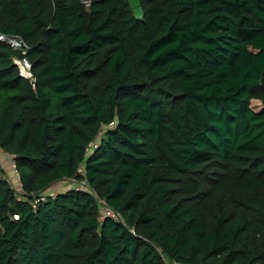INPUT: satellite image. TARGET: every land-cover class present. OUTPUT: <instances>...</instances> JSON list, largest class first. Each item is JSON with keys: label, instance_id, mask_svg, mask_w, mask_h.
I'll return each mask as SVG.
<instances>
[{"label": "trees", "instance_id": "1", "mask_svg": "<svg viewBox=\"0 0 264 264\" xmlns=\"http://www.w3.org/2000/svg\"><path fill=\"white\" fill-rule=\"evenodd\" d=\"M138 1L0 0V264H264V0Z\"/></svg>", "mask_w": 264, "mask_h": 264}, {"label": "rangeland", "instance_id": "2", "mask_svg": "<svg viewBox=\"0 0 264 264\" xmlns=\"http://www.w3.org/2000/svg\"><path fill=\"white\" fill-rule=\"evenodd\" d=\"M130 3L133 7L134 13L138 19H141L143 17V10L139 6V1L138 0H130ZM252 108L255 111H258L261 108V104L257 101L253 102ZM1 158V163H0V168H1V173L4 178H6L11 185V187L15 190V193L20 196L22 194L21 190V183H20V178L16 170V166L14 164L13 158L10 156H6L4 154H0ZM14 164V165H13ZM82 172V170H80ZM84 185V184H81ZM72 186H78L77 183L74 182H63L60 185H55L53 186V190L49 191L53 194H57L59 192H63L65 189H68L69 187Z\"/></svg>", "mask_w": 264, "mask_h": 264}, {"label": "built area", "instance_id": "3", "mask_svg": "<svg viewBox=\"0 0 264 264\" xmlns=\"http://www.w3.org/2000/svg\"><path fill=\"white\" fill-rule=\"evenodd\" d=\"M82 2L87 7L91 5V0H82ZM0 41L7 43L12 48L13 51L20 53V55L14 58L13 60L14 64L19 68L20 75L24 79L28 80L31 83L32 88L35 89L36 80L33 73V67L31 62L25 56L26 52L29 49L28 44L21 37L16 35L8 36V35L0 34ZM0 154H4L6 156H10L11 158H13V156L6 153L1 146H0ZM107 215L112 216L113 213L108 211Z\"/></svg>", "mask_w": 264, "mask_h": 264}, {"label": "crops", "instance_id": "4", "mask_svg": "<svg viewBox=\"0 0 264 264\" xmlns=\"http://www.w3.org/2000/svg\"><path fill=\"white\" fill-rule=\"evenodd\" d=\"M0 163H1V158H0Z\"/></svg>", "mask_w": 264, "mask_h": 264}]
</instances>
